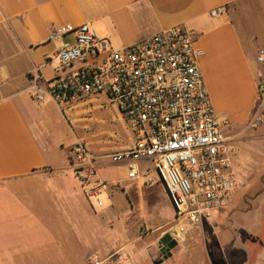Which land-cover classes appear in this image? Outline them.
Segmentation results:
<instances>
[{"label":"crops","instance_id":"0c3cea01","mask_svg":"<svg viewBox=\"0 0 264 264\" xmlns=\"http://www.w3.org/2000/svg\"><path fill=\"white\" fill-rule=\"evenodd\" d=\"M219 7L224 13L212 17ZM85 24L116 49L177 26L192 31L212 105L228 125L232 159L261 95L264 0H0V264H88L105 256L110 225L121 227L128 216L121 195L129 206L131 198L115 176L126 167L100 158L97 176L107 181L112 205L93 206L68 159L81 139L55 102L37 104L29 94L32 76L52 78L56 62L49 58L73 43V36L50 40L51 28ZM105 149L91 150L103 156ZM138 187L139 195L166 197L158 186Z\"/></svg>","mask_w":264,"mask_h":264},{"label":"built area","instance_id":"2783aa9c","mask_svg":"<svg viewBox=\"0 0 264 264\" xmlns=\"http://www.w3.org/2000/svg\"><path fill=\"white\" fill-rule=\"evenodd\" d=\"M224 8L210 12L220 16ZM73 36L59 48L54 75L32 76L29 94L37 104L53 101L64 113L78 102L102 96L115 104L132 135L131 147L100 156L81 141L68 159L98 208L107 181L97 176L100 158L127 169V178L143 187L162 189L177 220L192 226L210 221L238 185L228 138L212 105L195 36L177 26L116 49L89 25L51 28L50 40ZM258 89L264 95V50L257 56ZM259 112L250 121L257 128ZM116 191L122 190L119 184ZM92 264H101L94 259Z\"/></svg>","mask_w":264,"mask_h":264},{"label":"rangeland","instance_id":"374dc122","mask_svg":"<svg viewBox=\"0 0 264 264\" xmlns=\"http://www.w3.org/2000/svg\"><path fill=\"white\" fill-rule=\"evenodd\" d=\"M79 103L83 104L62 113L80 141L90 149L106 148L104 154L113 153L114 146L123 150L132 135L118 107L105 98ZM257 112L260 125L251 128L249 122L239 138L242 145L232 144L238 185L227 205L201 226L177 220L166 197L139 195L138 183L126 180L125 168L117 169L115 176L123 182L131 206L122 194L129 211L125 224L110 225L106 254L96 259L101 264H264V95L257 98L253 115ZM102 198L101 210L112 205L106 194ZM167 234L179 242L171 257L163 254L161 244Z\"/></svg>","mask_w":264,"mask_h":264},{"label":"water","instance_id":"95a60500","mask_svg":"<svg viewBox=\"0 0 264 264\" xmlns=\"http://www.w3.org/2000/svg\"><path fill=\"white\" fill-rule=\"evenodd\" d=\"M161 244L164 247L163 254L166 255V257H171L172 251L178 247L179 242L173 238V236L167 234L162 237Z\"/></svg>","mask_w":264,"mask_h":264}]
</instances>
